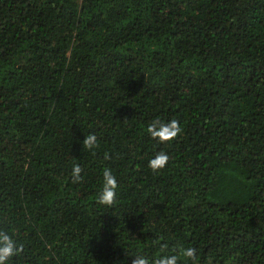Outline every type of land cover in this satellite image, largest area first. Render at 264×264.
Masks as SVG:
<instances>
[{
  "label": "trees",
  "instance_id": "trees-1",
  "mask_svg": "<svg viewBox=\"0 0 264 264\" xmlns=\"http://www.w3.org/2000/svg\"><path fill=\"white\" fill-rule=\"evenodd\" d=\"M0 233L6 264H264V0H0Z\"/></svg>",
  "mask_w": 264,
  "mask_h": 264
},
{
  "label": "clouds",
  "instance_id": "clouds-1",
  "mask_svg": "<svg viewBox=\"0 0 264 264\" xmlns=\"http://www.w3.org/2000/svg\"><path fill=\"white\" fill-rule=\"evenodd\" d=\"M181 131L182 129L179 125V122L175 119L167 123L159 120H153L147 126V132L149 133L150 137L161 143L175 139ZM96 141L97 137L95 134H89L83 139V147L91 149L96 145ZM168 160L169 156L166 153H157L154 158L149 160L148 167L153 172H157L167 165ZM81 171L82 169L78 164L73 165V183H77L82 180L80 175ZM117 186L118 185L115 176L112 174L110 169L105 168L103 170V187L96 197V202L105 206L113 205L116 202ZM16 251H18V249L15 247L12 239L8 235L0 233V264H6V261L15 255ZM183 255L187 258H193L195 256V249L188 248L184 250ZM131 264H149V261L144 257H136L132 260ZM154 264H177V257L172 256L170 258L159 259L156 260Z\"/></svg>",
  "mask_w": 264,
  "mask_h": 264
}]
</instances>
